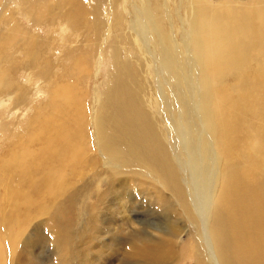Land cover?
I'll return each mask as SVG.
<instances>
[{"label": "bare ground", "instance_id": "bare-ground-1", "mask_svg": "<svg viewBox=\"0 0 264 264\" xmlns=\"http://www.w3.org/2000/svg\"><path fill=\"white\" fill-rule=\"evenodd\" d=\"M102 1L100 5L99 0H53L49 12L48 9L40 11L36 7L37 2L33 0H0V116L11 105L16 108L15 104L23 103L26 97L31 98L32 95L33 105L31 102L24 105V108L31 109V106L34 108L37 97L48 95L57 84L70 82L67 80L86 62L85 57L91 56L90 53L95 51V67L98 70L106 41L117 27L123 29L122 32L119 30L121 35L128 34L127 39L130 40L132 52L136 55L134 64L139 69V74L135 75V72L130 71L120 60L118 44L107 47L112 61L111 73L107 77L110 89L103 94L104 97L101 96L102 100L95 91L96 95L93 96L89 112H85L82 106L77 105L76 114L73 115L74 124L78 123L80 126L81 123L85 124L94 143V156L86 163L80 161L82 144L79 143L78 146V140H76L77 144H72V136L68 134L67 137L63 134L66 128L63 129V133L58 131L55 136L53 135L56 130L62 128L61 125H59L61 128L58 126L60 122L54 121V118H58L56 113L55 117L51 116V118L33 116L36 131V137L34 135L33 137L38 154L39 151L46 149V159L39 155V159H36L37 164L34 165V172L39 173L41 167L45 165L53 169L54 163L66 161L68 156L71 164L68 169L70 174L67 173L71 177L74 176L73 186L81 190L87 185L77 184L76 180L84 182L85 172L89 169L97 178L96 188L106 180L110 190L115 192L123 187L124 175L131 172L136 175L141 172L153 179L161 189L168 190L165 200L168 201V206L178 204L177 209H179L181 202L179 200H182L183 216L189 217L186 220L196 230V239L203 247L208 264H264V139L261 136L264 131V119L261 125L259 124V131L255 132L257 138L254 140L239 143L234 135L237 126L248 120L250 116H264V8L253 11L242 10L228 5L227 0L216 4L209 0ZM16 4L18 8L15 11L20 14L10 11V8ZM261 4H264V1ZM86 5L90 8L89 11L86 10ZM100 15L106 20L104 28H101ZM22 18L28 23L29 28L27 25L25 27L18 25L23 22ZM59 18L68 21L70 23L68 25H71L78 34L68 38L65 45H59L57 42L59 46L56 45L58 52L56 53L53 51V46L49 48L46 44L40 45L41 42L35 35L31 36V33L34 27L39 28L43 21L54 22ZM60 23L62 24L60 32H65L68 26ZM2 26L6 30H3ZM101 31L106 33L100 36L102 39L99 38L100 41L97 42ZM115 39L118 40V37L115 36ZM20 44L24 45L22 49L19 48ZM14 46H17L16 50ZM10 47L13 49L8 51ZM6 50L23 52V60H30L33 65L32 71L24 70L26 68L19 64V60L10 63L9 60L13 55L10 56L11 53L8 54ZM59 54L62 55L61 58ZM74 55L77 57L74 58ZM247 56H250V62L247 61L249 59L245 61ZM253 63L254 72L250 71L254 69L250 67ZM17 67L23 70H18ZM66 67H68L67 71H64ZM10 71L22 72L25 76L24 83L30 86L21 91L17 84L19 82L15 84L8 79ZM251 72L254 75L250 74ZM230 77L234 78L231 87L224 82ZM61 78L64 79L63 82H59ZM128 83H133L135 88H131ZM232 93L237 96V100ZM58 97L54 98L53 103H56ZM63 103L67 105L68 100ZM56 105L58 109L59 105ZM53 108L52 104L51 109ZM33 111L37 115L42 114L35 109ZM235 112H237L236 116ZM59 115L61 117V114ZM65 118L67 121L66 116ZM63 123L65 122L62 121L61 124ZM26 125L29 127L30 124ZM23 126L22 129L25 128V125ZM248 130L252 133L250 126ZM29 133L27 136L32 135ZM12 138L10 140L13 141ZM236 148L240 151H236ZM57 156L59 159L55 162ZM23 168L27 171L24 166ZM63 173L65 178L68 174ZM42 175L37 181L44 184L45 194L48 197H57V194H64V190L69 189V187L61 189L65 182L62 179L59 190L53 191L56 173H49L51 176L46 178L47 182ZM152 187L150 188L153 191L142 194L141 198L154 200L159 212L162 210L164 214L165 209L162 207L164 203L161 204V201L159 202L161 205L157 203L154 197L157 189ZM98 196L100 198V195ZM115 200L116 197L110 202L115 204ZM106 201L104 205L108 210L110 207L109 204L106 205L108 203ZM116 204L121 208L122 202ZM152 206L154 205L149 202L145 205L147 210L154 212ZM99 207L96 210V217L91 221L94 222L95 219L97 224H100L102 219L105 220V217L101 216H106V213L104 215L101 213ZM128 207L127 216L131 217L132 225L128 226V231L133 237L139 235L137 240L139 242L132 246L130 252L124 253L127 258L122 259L120 264H165L164 261L174 250L176 239L181 238L182 229L179 230V227L174 226V222L154 228L142 224L139 228V224L130 214L133 206L130 209ZM38 208H41L40 205ZM42 211L39 213L42 214ZM51 222L54 223V220ZM33 226L34 231L36 226ZM148 230H151V233ZM129 232H126V235ZM9 235L6 243L5 239L0 241V264H15V260L29 246L26 247L27 242L24 240L19 242V235L14 236L11 232ZM88 237L91 239V235ZM28 242L30 243L29 240ZM99 242L98 240L96 243ZM18 243L19 245L21 243L19 249Z\"/></svg>", "mask_w": 264, "mask_h": 264}, {"label": "rangeland", "instance_id": "rangeland-1", "mask_svg": "<svg viewBox=\"0 0 264 264\" xmlns=\"http://www.w3.org/2000/svg\"><path fill=\"white\" fill-rule=\"evenodd\" d=\"M52 1L53 0H50V2H49V0H47V1L46 0H40V1L39 0H33V2H37L38 5L36 7L39 8L40 11L48 9L47 11H49V12H51L50 8H52L51 5H53ZM209 1L216 4L219 2H224L225 0H209ZM263 1L264 0H227L226 2L228 3V5L232 6L233 8L235 7V8H240L242 10L248 9L250 11H253L254 9H261V8L263 9L264 4H261V3H263ZM100 2H101L100 5H102L103 1L99 0V3ZM48 6H49V8H48ZM17 8H18L17 4L13 5L12 8H10V11L16 12V14H20L18 11H15ZM85 8L87 11H89V9H90L88 7V5H86ZM100 18H101L100 21L102 23L101 28H104L106 20H105V18H103L102 15H100ZM22 19H23V22L20 23L22 26L20 24H18V25L20 27H25L27 25V27L29 28L30 26L25 21V19L24 18H22ZM60 22L65 23L68 26V27H66L65 32H62V33L60 32L59 29H60V26L62 25ZM43 23L40 24L39 28H38V26L34 27V31L31 33V36L35 35V37L38 38V41L41 42L40 45L46 44L47 46H49V48L53 46L52 47L54 49L53 51H55L56 53H58L56 51L57 46H59L60 44L65 45V42L68 38L73 37V36L78 34L76 32V30H74L71 27V25L70 26L68 25V24H70L68 21L66 22L60 18L55 19L54 22H51V20H50V21H43ZM2 29L6 30V28L3 26H2ZM119 30L122 32L123 29L121 30L117 27V28H115V30L113 32L110 33V35L108 37L109 40L106 41V45L102 51L103 52L102 53V62L98 63V65H99L98 70H96V67H95V59H96V55H94V53L96 52L95 51L92 54L90 53V55L93 57V59L89 55L86 56L88 59L85 57L86 62L83 63L84 65L82 64L80 66L81 68L79 67V69L76 70L77 73L74 71L75 73H73V75H72L73 77L71 76L67 80L70 82H66V81L63 82L64 79L61 78V79H59V82H63V83L55 85L56 88L53 89V91H51V93H48V95H45V96L42 95L40 97H37L38 99L36 98V100L34 102V108H33V106H31V109H28L27 107L24 108V105H28L31 102L33 105V95H32L31 98L26 97V100L23 101V103L20 102L19 105L15 104L16 108L14 107V105L13 106L11 105L12 107L10 106L7 109V111L3 115L0 116V127L3 128V126H5V127L7 126L6 127L7 129L5 127H4L5 129L4 128L0 129V241L5 239L4 242L6 243V240L8 239L7 237L10 236L9 233L11 232V234H13L14 236L19 235V242L20 241L21 242L26 241L27 242L26 247L29 245L28 248H25V250L26 249L27 250L24 251L15 260V264H76V263L77 264H87V263L88 264H120L122 259L127 258V257H125L126 255H124V253L126 254L127 252H130L132 249V246L137 245L139 242V241H137L139 235L133 237L132 233H130L128 231L129 230L128 226L129 225L132 226L130 224L131 217L127 216L129 214V212L127 210L128 206H129L128 209H130V207L133 206L130 214L133 217V219H135V221L139 224V228L142 227V226H140L142 224H145L148 227L154 228L157 226L163 227L164 225H167L169 223L173 224V222H174V224H173L174 226L179 227L178 228L179 230H180V228L183 230V231L181 230V234H180L181 238L176 239V241H175V245L173 246L174 250L172 251L173 255L171 254V256L164 261L165 264H208L205 260V257H204V253H203V249H202L203 247L199 243V240L196 239L197 238V236L195 234L196 230L194 229V227H191L189 222L186 220L189 217L185 218L183 216L184 215L183 214L184 213L183 212L184 211V208H183L184 203L182 202V200H179L183 203V205H182L180 202L179 209H177L178 204L177 205L172 204V206H171L172 208L170 206H168V204H167L168 201H165V200H167L166 195L168 194V190L161 189L158 186V184H155L153 179L146 177V175H144L141 172L137 173L136 175L131 174L132 172L124 175V178H123L124 181H122L123 187H121L120 189H117L115 192L113 190H110L109 184L106 180L102 181L101 184L96 188L97 183L95 180H97V178L92 173V171L88 169V171L85 172L86 174L83 178L84 182H79L78 180H76L77 184H81V185L87 184L85 187H83L84 189L81 188V190H80V188L77 189L75 187V185L73 186V183L75 180L73 178L74 176L71 177L69 175L70 170H68V169H69V166L71 164V162H70L71 159L67 156L66 161L56 162L59 159V157L57 156V158H55L56 163H54L53 169L52 168L50 169L49 166L45 165V166L41 167L40 172H43L45 170L44 173H41V174H43L42 175L43 178L45 177L44 179L46 182H47L46 178H49V176H51V175H49V173H56L57 176H55V186L53 187V189H54L53 191H56V189L59 190L60 183H61L62 179L65 182H64V186H63L64 188L62 187L61 189H67L69 187V189L71 188V190L68 189L67 191H69V192L64 190L65 193L59 194L60 196L57 194V197L59 196L58 198L56 196L48 197L45 194L46 188H45L44 184L40 181H37L41 177V174H40V172L39 173L34 172V165L37 164V160L39 159V155H41L44 159H46L45 158L46 157V155H45L46 149L44 148L42 150V152L39 151V154H38V151H37L38 149H37L35 142H34V139L36 137V131H35V122L33 120L34 119L33 116L34 117H36V116H38V117L48 116L51 118V116L55 117L54 114L56 113L55 115L58 118H54V121L60 122L58 124V126L61 125L62 128H61V126H59L61 129L56 130L55 133H53V135L55 136L58 133V131L63 133V129L66 128L64 130L63 134L67 137L69 135L72 136V144H74V145L77 144L76 140H78V144H77L78 146H79V143L82 144L81 145L82 146V155L80 157L81 158L80 161L86 163L92 156H94V152H93V151H95L94 143L92 142L93 140L91 141V139H92L91 133L88 129H86L85 124L82 125V123H81V126L78 125V123L74 124L75 116H73V115L76 114L77 105L82 106V109L85 110V112L86 111L89 112V107H90V104L93 100V96L96 95L95 91H97L98 96L102 100L103 98L101 96L107 90L110 89V85H109V81H108L107 77L111 73V62L112 61H110V52L107 49V47H109V46L113 47L115 44L116 45L118 44V48H119V52H120V53L119 52L118 53L120 56L119 57L120 60L122 62H124V64L127 65V68L130 71H134L135 75L139 74V71H138L139 69L134 64V59L136 58L135 52H132L133 48H132L131 42L129 39H127L128 34L125 33V34L121 35V32ZM105 33L106 32L101 31L100 35L97 37V42L100 41L99 38H101ZM56 35L58 36V38ZM42 36H43V38H42ZM115 36L118 37V40L115 39ZM47 37H50V39H48ZM51 37L53 39H51ZM59 37H61V39L62 38L65 39V40H61ZM46 39H47V41H46ZM50 40L51 41L53 40V41L51 42ZM43 41H45V42H43ZM47 42H49V43H47ZM57 42H59V45ZM116 42H118V43H116ZM119 43L121 44V46ZM123 43H125V44L123 45ZM124 46H126L127 48L126 47L124 48ZM23 47H24V45H22V44L19 45V48L22 49ZM11 48L12 47H10L7 50L11 51L13 49V48L12 49ZM16 48H17V46H14L15 50H16ZM52 48L50 50H52ZM7 50H6V52L8 54L11 53L10 56L13 55L11 57L12 59L10 58V60H9L10 63L19 60L20 61L19 64H22L26 68L24 70L33 69V65H32L30 60H26V59L23 60L24 59L23 52L16 53L15 50H13L12 52L15 53V54H13L12 52H8ZM8 54H7V56H9ZM16 54H17V56H16ZM60 54H59V56L61 58L63 53H62V55H60ZM59 56H58V58H59ZM124 56H126V57H124ZM76 57H77V55H74V58H76ZM129 57L130 58L132 57V59H130ZM249 58H250V56H247V58H245V61ZM250 60L251 59H249L247 61L250 62ZM25 61H27V63H25ZM10 63H9V65H10ZM255 63H258V62H255ZM251 65H250V67L254 68V69H251L250 71L254 72L255 71V65H254V63ZM87 67H90V68H87ZM67 68L68 67H66L64 71H67ZM16 69L23 70V68H19V67H17ZM83 72H85L87 74L84 73V75H83ZM252 72L250 74L254 75ZM74 75H78V76L75 77ZM81 75H83V76H81ZM263 75H264V73H263ZM20 78L22 79L21 82H20V80H21ZM8 79L11 80L13 83L19 82L17 84H18V86H20L21 91L26 90V88H28L30 86L29 84L24 83L25 76L22 72H19V71H14V72L10 71V73L8 75ZM71 81H73V82H71ZM224 82L227 86L229 85V87H231L234 84V78L233 77L227 78V79H225ZM21 85H22V87H21ZM128 85L131 88H133V87L135 88V85H133V83H128ZM23 86H24V88H23ZM53 87H54V85H53ZM59 89H62V90H59ZM58 90H59V92H58ZM52 92H53V94H52ZM80 94L82 95L83 100H82V97L80 98V96H81ZM74 95H76L77 98ZM232 95H233L234 99L237 100V96L234 93H232ZM56 96L57 97L59 96V97L57 98L56 103L55 102L53 103V100ZM103 97H104V95H103ZM66 99L68 100L69 105L68 104L66 105L65 103H63ZM44 102H45V104H44ZM41 103H43L44 105ZM50 103L53 104V107H54L53 109H51L52 104H51V108H50ZM62 103H63V105H62ZM56 104L59 105L58 109L55 107ZM35 105H36V107H35ZM18 106H19V108H17ZM39 107H41V108H39ZM10 108H11V110H10ZM49 108L51 110L50 112H49ZM14 109H16V110H14ZM33 109H35V111H37V112H39V111L42 112V114H44V115H42L41 113H40L41 115H39V114L37 115L36 113H33L34 112ZM69 111H71L72 113H70ZM43 112H45V113H43ZM73 112H75V113L73 114ZM59 114H61V117ZM236 115H237V112H235V116ZM65 116L68 119L67 121L65 120L66 119ZM30 117H32V118L30 119ZM59 117L60 118L63 117V118L60 120ZM263 119H264V116L256 117V115H252L248 118V120H245V122H242L241 124H239L236 128V133L234 132V135L238 138V142L243 143V141L244 142L249 141V140L251 141V140H254L255 138H257V134L255 132L259 131L260 125H261ZM62 121L65 122V123H63L65 125L61 124ZM32 122H33V124H31ZM67 122H70V123H67ZM26 124H30L31 127H30V125L28 127ZM68 124H70L69 127H68ZM23 125H25V128L27 126V128L22 129V127H24ZM32 126H33V128H32ZM248 126H250V130L252 131V133L249 132ZM10 127H11V129H10ZM67 127H68V129H67ZM13 128H16V129H13ZM20 128H21V130H20ZM77 128H79L80 130H78ZM82 128H83V130H82ZM90 128H91V126H89V129ZM32 129H34V130L31 131ZM7 130L9 131L10 134H8ZM11 130H12V133L10 132ZM17 131H19V132L17 133ZM73 131H74V133H73ZM23 132H24V134H23ZM25 133H26V135H25ZM27 133L32 134V135L27 136ZM44 133H46V132H44ZM71 133H73V134H71ZM262 133H263V135H261V136L264 139V131ZM22 135H25V136H22ZM33 135L35 137H33ZM11 136L14 138H12ZM77 136H79L80 138H78ZM83 137H85V139L82 140ZM11 138L13 139V141L10 140ZM4 140H5V142H4ZM10 144H12V145H10ZM83 146H85V147H83ZM9 147H10V149H9ZM23 149H24V151H23ZM28 151H29V153H28ZM236 151H240V150H238V148H236ZM18 164H21V165H18ZM23 164H25V165H23ZM29 164H31V165H29ZM82 165H84V164H82ZM16 166H18L20 169H18V167L16 168ZM23 166L27 169V171H25ZM55 166H57V167H55ZM28 167L31 170H29ZM23 169H24V171H22ZM28 170H29V172H28ZM63 172H65V175H67L68 173L69 174L67 176H65V178H64ZM5 173H7V174H5ZM15 173H16V175H15ZM38 174H39V176H38ZM35 175H37L38 177ZM21 177H23V179ZM153 178H154V176H153ZM70 186H72V187H70ZM152 186H154V188L157 189L156 195H154L155 199H157V203L159 204V202L161 201L160 202L161 204H162V202L165 204V205L163 204L164 206L162 205V207L165 209L164 214L162 213L161 208H160L161 211L159 212V210L157 208L158 205L156 204V202L154 200H152V201L150 199L144 200V198H141L142 194L147 193V192L151 193L153 191L150 188ZM73 190H74V192H73ZM134 191L135 192L138 191V192L135 193ZM162 191H163V193H162ZM77 192L80 193L81 195L80 194L78 195ZM41 194H43V195L45 194V195L43 196ZM67 195H68L69 199L67 198ZM98 195H100V198H98L99 197ZM114 195H116V196H114ZM136 195H139V197ZM121 196L123 198H121ZM63 197H64V199H63ZM113 197L114 198L116 197L115 204L110 202L111 199H114ZM106 199H107V201H106ZM74 200H75V202H74ZM47 201H49V202H47ZM66 201H67V203H65ZM105 201H106V203L108 202L106 205L109 204L108 206L110 208L108 210H106L107 206L104 205ZM119 202H122V204H121L122 209L119 208L118 204H116ZM148 202L151 205H154V206H152L155 209L154 212H151V211L146 209L145 205ZM41 203H43V204H41ZM161 204H159V205H161ZM39 205L42 209L38 208ZM60 205H61V207H60ZM126 205H128V206H126ZM155 205H157L156 208L158 211L156 210ZM98 207L100 208L101 213H103V215L106 213V216H101L103 218L105 217V220L102 219V222L100 224H97V222H95V219H94V222H91V221H93V218L96 217V214H97L96 210ZM123 207H125V208H123ZM159 207H161V206H159ZM115 208H116V210H115ZM42 210H44V212ZM56 210H58V211L56 212ZM102 210H103V212H102ZM33 211L36 212V214H34ZM41 211H42V214L39 213ZM90 212L93 214L91 215ZM124 212H125V215H124ZM54 214H56V215L53 217L52 215H54ZM59 214H61V215H59ZM57 215H59V216L57 217ZM30 216H31V218H30ZM36 216H38V218ZM45 216H47V217H45ZM16 217L18 219H16ZM42 217L43 218L45 217V219H43ZM50 217H52L53 219L52 218L50 219ZM33 218L37 223L33 220ZM99 218H100V216H99ZM126 218H127V220H126ZM38 219L39 220L42 219V220L39 221ZM86 219H87V221H86ZM44 220H46L45 223H44ZM51 220L52 221L54 220V223L51 222ZM185 221H186V223H185ZM39 222H43L44 226L42 223H40V224H42V225H40ZM35 223L39 224V225H36ZM33 225L36 227H34ZM46 225H47V227H46ZM93 225L97 228L95 229V227ZM194 225H196V223ZM32 226L34 227V231L32 230L33 229ZM86 226H87V228H86ZM43 227H44V229H43ZM136 227H138V226H136ZM83 229H85L86 232ZM93 229L96 231H92ZM27 231L30 233H28ZM148 231H149V233H151V230H148ZM126 232H129V234L127 233L128 236L126 235ZM31 234H33V235H31ZM72 234H74V235H72ZM88 234L91 235V239H90V237H88L89 236ZM97 237H99V238L96 239ZM92 239H94V240H92ZM28 240L30 241V243L28 242ZM83 240L85 243L84 242L82 243ZM98 240L100 242L96 243ZM190 244H192V245H190ZM20 246H21V243H20V245L18 243L17 248L18 247L20 248ZM171 246H172V243H171ZM140 247H141V245H139V248ZM81 250H82V253H81ZM85 250L86 251L88 250V252H86ZM17 255L18 254L16 252V256ZM80 255H82V256L80 257Z\"/></svg>", "mask_w": 264, "mask_h": 264}]
</instances>
